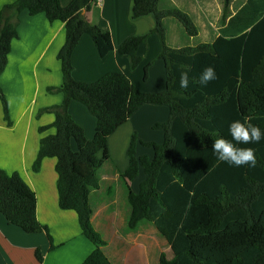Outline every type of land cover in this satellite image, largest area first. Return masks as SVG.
<instances>
[{
    "label": "trees",
    "instance_id": "trees-1",
    "mask_svg": "<svg viewBox=\"0 0 264 264\" xmlns=\"http://www.w3.org/2000/svg\"><path fill=\"white\" fill-rule=\"evenodd\" d=\"M132 1L133 17L151 15L155 26L124 39L118 52L129 56L135 69L143 61L140 46L157 34L159 57L166 61L165 91H143L121 71H110L93 82L75 79L72 56L84 35L92 38L102 57L114 49L111 32L88 17L98 5L95 0H71L67 5L61 0H15L1 9L0 75L12 41L19 37L21 12L44 13L50 22L61 21L66 27V46L60 56L63 84L48 88L63 92L64 100L39 111L38 115L55 114L51 127L56 133L41 139L34 171L40 170L44 158L57 159L59 206L77 213L83 234L96 246L83 264H113L102 250L106 240L91 222L90 204L91 191L100 187L98 171L110 159L109 136L141 106H168V121L154 126L164 131V142H143L134 134L128 148L123 178L132 181L141 170L145 175L138 192L128 189L129 229L153 223L172 252L171 258L161 254L159 264H264V140L239 145L254 149V167L219 162L212 150L215 139H231L229 126L234 121L247 120L264 129V0H247L232 16V0H224L217 39L181 48L167 44L164 22L175 19L189 36H197L199 28L187 12L161 8L164 0ZM209 66L215 68L217 79L202 86L200 74ZM182 71L190 77L187 88L180 87ZM0 97L5 120L11 124L1 86ZM72 101L83 104L97 119L92 138L70 113ZM140 142L153 148L152 157L137 155ZM0 212L26 232L45 231L52 241L49 228L37 218L34 190L18 172L1 168ZM37 256L41 261L39 251Z\"/></svg>",
    "mask_w": 264,
    "mask_h": 264
},
{
    "label": "crops",
    "instance_id": "crops-1",
    "mask_svg": "<svg viewBox=\"0 0 264 264\" xmlns=\"http://www.w3.org/2000/svg\"><path fill=\"white\" fill-rule=\"evenodd\" d=\"M14 1L0 0V11L4 5ZM70 1L61 0V3L67 5ZM233 1L230 16L247 0L235 7ZM176 3L190 5L193 17L190 16L199 28L198 35L194 37L201 42L189 46L213 43L221 34L223 7L220 6L213 19L208 16L207 0H164L161 8H170ZM88 17L111 32L114 49L102 57L92 38L84 35L72 56L76 80L93 82L110 71H121L143 91L162 92L167 89L166 61L159 57L161 42L157 34H152L148 43L140 46L139 54L143 61L135 69L131 67L130 57L118 52L119 44L127 37L152 30L155 26L153 16L134 18L132 0H101L88 12ZM164 23L169 46L185 47L189 43L188 38H194L175 19H167ZM204 30L209 31L211 37L201 38ZM18 31L19 37L12 41L6 69L0 75V86L7 98L12 122L8 124L5 120L0 97V168L10 174L18 172L34 190L37 218L49 228L52 241L45 231L26 232L10 223L0 212V264H83L96 246L83 234L77 213L59 206L57 159L46 157L39 171L33 169L41 139L56 133V128L51 127L55 114L43 112L38 115L39 111L59 105L64 100L63 92H51L48 88H59L63 84L60 56L66 46L65 23L50 22L44 13L31 15L24 10L20 14ZM147 65H150L149 76L145 79ZM69 111L85 128L88 138H92L97 119L78 101L71 102ZM169 115L168 106L145 104L109 136L110 159L98 171L100 187L91 191L90 204L93 209L91 222L106 240L102 250L113 264H150L141 252L144 244L139 247L137 243V238L144 234V222L140 223L138 230L128 227V189L138 192L145 175L141 170L139 176L131 181L125 180L122 174L128 167L127 152L132 136L137 134L143 142L163 143L164 131L154 126L167 122ZM41 127L48 128L41 131ZM137 155L152 157L154 151L140 142Z\"/></svg>",
    "mask_w": 264,
    "mask_h": 264
},
{
    "label": "clouds",
    "instance_id": "clouds-1",
    "mask_svg": "<svg viewBox=\"0 0 264 264\" xmlns=\"http://www.w3.org/2000/svg\"><path fill=\"white\" fill-rule=\"evenodd\" d=\"M217 79V73L214 67L209 66L200 74L199 83L207 86L209 82ZM190 83V77L187 71H182L180 75V87L187 88ZM231 139L218 138L214 140L212 150L219 162H226L236 167L256 165L255 151L251 147H240L241 144L259 143L264 140V129L253 125L247 120L234 121L229 126Z\"/></svg>",
    "mask_w": 264,
    "mask_h": 264
},
{
    "label": "rangeland",
    "instance_id": "rangeland-1",
    "mask_svg": "<svg viewBox=\"0 0 264 264\" xmlns=\"http://www.w3.org/2000/svg\"><path fill=\"white\" fill-rule=\"evenodd\" d=\"M208 1V7H207V11H208V16L210 19L215 18L214 16L217 15V13L220 10V6L223 7V3L224 0H207ZM243 2V0H234V7L235 6H239V4ZM180 4V5H179ZM176 5H173L170 8H178L181 9L185 12H187L189 15L192 16V13L190 11V5H187L186 3H179ZM182 4H184V7L182 6ZM179 6V7H178ZM193 17V16H192ZM203 25V23H202ZM204 26V25H203ZM203 36H201V38L204 37H211V33L207 30H204L202 33ZM168 38H169V42H171L172 36L170 31L168 32ZM201 39L199 38H188L187 43L189 46L193 43H197V42H201ZM207 40V39H205ZM91 115V114H90ZM94 226V225H93ZM95 228V226H94ZM139 233V231L137 232ZM141 233V232H140ZM101 235V234H100ZM102 236V235H101ZM102 238L104 239V237L102 236ZM137 243L139 247H142L143 244V248L141 249V252H143L142 254L145 257L146 262H148L150 264H159V259L161 254H166L168 258L172 257V252H171V248L169 246V244L167 243L166 239L162 236V234L156 229V227L153 225V223L150 222H144V234L142 233L138 238H137Z\"/></svg>",
    "mask_w": 264,
    "mask_h": 264
},
{
    "label": "built area",
    "instance_id": "built-area-1",
    "mask_svg": "<svg viewBox=\"0 0 264 264\" xmlns=\"http://www.w3.org/2000/svg\"><path fill=\"white\" fill-rule=\"evenodd\" d=\"M95 1H96L97 4L101 2V0H95Z\"/></svg>",
    "mask_w": 264,
    "mask_h": 264
}]
</instances>
